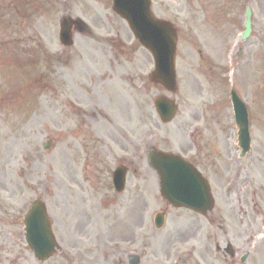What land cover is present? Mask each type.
I'll list each match as a JSON object with an SVG mask.
<instances>
[{"label": "rangeland", "instance_id": "374dc122", "mask_svg": "<svg viewBox=\"0 0 264 264\" xmlns=\"http://www.w3.org/2000/svg\"><path fill=\"white\" fill-rule=\"evenodd\" d=\"M30 1L23 12L20 0H0V7L11 6L12 17L13 11L18 14L0 19L5 43L0 45V264H86V251L96 256L94 264H125L122 256L109 260L97 244L100 234L117 237L105 219L111 205L122 210V203L135 223L138 216L146 226L149 221V264H264V0H237L241 8L234 0H151L153 13L177 30L174 95L148 82L152 58L116 16L120 35L114 46L123 47L118 52L101 43V52H84L95 45L86 32L74 34L73 46L62 49L56 36L66 1ZM75 3L69 2L73 14L92 20L93 1ZM245 6L252 10V32L236 44L243 30L237 13ZM16 21L25 29L14 28L10 35ZM16 38L36 43L38 53L18 51L11 45ZM231 88L248 110L251 149L243 158ZM159 96L178 104L169 124L155 113L153 100ZM48 140L52 147L46 151ZM149 147L193 159L215 198L210 214L183 215L167 207L147 165ZM117 163L128 168L121 195L110 181ZM85 197L88 203L79 209ZM34 199L43 200L60 245L43 263L28 249L23 232L22 216ZM142 199L149 211L141 216L135 208ZM166 209L164 229L155 231L153 216ZM91 218L101 230L95 225L83 236L82 223ZM131 232L137 237L132 245L142 247L143 233L136 228L122 240H130ZM178 233L192 241L182 245L185 253L161 258L162 245ZM92 239L95 244L86 246Z\"/></svg>", "mask_w": 264, "mask_h": 264}, {"label": "water", "instance_id": "95a60500", "mask_svg": "<svg viewBox=\"0 0 264 264\" xmlns=\"http://www.w3.org/2000/svg\"><path fill=\"white\" fill-rule=\"evenodd\" d=\"M115 10L124 17L135 37L147 48L155 62L153 77L162 83L167 89L174 91L175 72L174 55L176 35L166 22L154 20L149 12V0H115ZM65 32L64 37L67 38ZM238 116L240 117V143L248 142L245 116L241 111L242 105L238 97L232 95ZM156 109L164 121L174 115V105L165 99L156 100ZM245 149V147H244ZM246 150V149H245ZM150 165L160 176V190L163 196L172 204L184 203L186 206L205 211L209 204L208 188L200 176L179 158L151 150L149 153ZM114 179L117 189L123 185V174H117ZM195 184V195L189 196L184 191L188 185ZM26 240L39 260L48 259L53 253L55 242L51 235L50 226L41 204H35L24 219Z\"/></svg>", "mask_w": 264, "mask_h": 264}]
</instances>
